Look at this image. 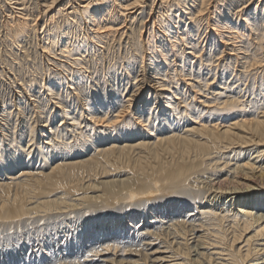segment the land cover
<instances>
[{
    "label": "bare ground",
    "instance_id": "1",
    "mask_svg": "<svg viewBox=\"0 0 264 264\" xmlns=\"http://www.w3.org/2000/svg\"><path fill=\"white\" fill-rule=\"evenodd\" d=\"M32 1L0 0V264H264V0Z\"/></svg>",
    "mask_w": 264,
    "mask_h": 264
},
{
    "label": "rangeland",
    "instance_id": "2",
    "mask_svg": "<svg viewBox=\"0 0 264 264\" xmlns=\"http://www.w3.org/2000/svg\"><path fill=\"white\" fill-rule=\"evenodd\" d=\"M26 1L28 2L29 7L31 6L32 8H34L33 6H35V4L33 5V1H32V0H26ZM29 1H30L31 3H30ZM1 96H2V95L0 94V103H1ZM9 96H10V95H9Z\"/></svg>",
    "mask_w": 264,
    "mask_h": 264
}]
</instances>
